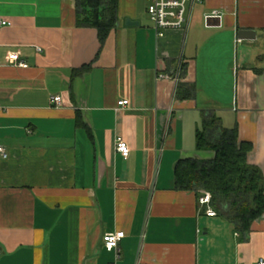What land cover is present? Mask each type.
Wrapping results in <instances>:
<instances>
[{"label":"crops","instance_id":"obj_1","mask_svg":"<svg viewBox=\"0 0 264 264\" xmlns=\"http://www.w3.org/2000/svg\"><path fill=\"white\" fill-rule=\"evenodd\" d=\"M145 8L118 0L101 42L75 0H0V264L264 260V213L243 235L174 179L179 159L214 155L196 149L205 113L251 144L264 179V0L195 2L161 35Z\"/></svg>","mask_w":264,"mask_h":264},{"label":"trees","instance_id":"obj_2","mask_svg":"<svg viewBox=\"0 0 264 264\" xmlns=\"http://www.w3.org/2000/svg\"><path fill=\"white\" fill-rule=\"evenodd\" d=\"M117 1L75 0L76 25L97 29L102 42L116 26ZM184 96H191V89ZM251 148L250 143L239 141L235 129L222 127L218 118L205 113L196 130V149L212 151L213 157L179 159L174 166L175 188L198 196L210 193L215 213L243 235L264 213V179L260 169L248 162Z\"/></svg>","mask_w":264,"mask_h":264},{"label":"built area","instance_id":"obj_3","mask_svg":"<svg viewBox=\"0 0 264 264\" xmlns=\"http://www.w3.org/2000/svg\"><path fill=\"white\" fill-rule=\"evenodd\" d=\"M146 5V13L158 35L162 34L163 30L166 29H181L184 28L188 23V9L195 3L201 0H144ZM214 14H218L216 11ZM9 24L5 20L0 19V26ZM37 50H40L37 48ZM8 60L17 66L26 68L27 64L24 61H20L18 52H10L8 54ZM51 101L55 105L61 104V96L54 95ZM128 104L127 99H121L117 102V108ZM115 150L120 153L124 158L129 155V147L126 141L121 138L116 139ZM0 156L6 157L7 153L5 149L0 146ZM198 202L202 205H209L210 193L203 192L198 198ZM209 215H215V211L211 208L207 209ZM124 237L123 231L106 232L102 235V243L107 250L117 249L118 242ZM255 264H264L263 259H259Z\"/></svg>","mask_w":264,"mask_h":264},{"label":"water","instance_id":"obj_4","mask_svg":"<svg viewBox=\"0 0 264 264\" xmlns=\"http://www.w3.org/2000/svg\"><path fill=\"white\" fill-rule=\"evenodd\" d=\"M126 23H128V19H127ZM247 32H248V31H246V30H243V31H241V33H240V34H241V35H245V34H247Z\"/></svg>","mask_w":264,"mask_h":264}]
</instances>
